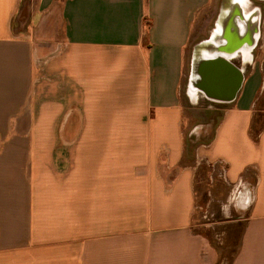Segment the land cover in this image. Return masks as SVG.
<instances>
[{
	"label": "crops",
	"instance_id": "1",
	"mask_svg": "<svg viewBox=\"0 0 264 264\" xmlns=\"http://www.w3.org/2000/svg\"><path fill=\"white\" fill-rule=\"evenodd\" d=\"M20 2L0 0V264H223L195 227L221 191L226 216L244 210L226 264H264V74L229 58L244 77L227 102L193 84L200 46L234 28L215 0H38L19 29ZM262 3L244 5L252 47Z\"/></svg>",
	"mask_w": 264,
	"mask_h": 264
},
{
	"label": "rangeland",
	"instance_id": "2",
	"mask_svg": "<svg viewBox=\"0 0 264 264\" xmlns=\"http://www.w3.org/2000/svg\"><path fill=\"white\" fill-rule=\"evenodd\" d=\"M225 0H215L212 6L211 12L215 15L222 8ZM38 0H21L18 12L14 18L13 26L18 27L19 29L26 27L28 25V16L33 11L38 9ZM23 7V8H22ZM262 12H264L263 3L260 5ZM210 9V8H209ZM26 11V12H25ZM30 11V12H29ZM210 14V11H209ZM31 20L32 26L35 28L42 27L43 23H40V19L34 16L29 17ZM215 21L214 18L211 20V25L208 30L212 27V22ZM27 24V25H26ZM41 24V25H40ZM56 28V36L55 38H60L61 36V27L57 23ZM253 54V62L249 67H256L261 69V73L264 74V48L261 45H258L252 51ZM238 58H236V61ZM240 61V60H239ZM259 103L264 106V90L262 97L259 100ZM208 112H204L203 109L199 108L196 112L192 113V120L194 121H203L206 118L216 122L220 116V110H218L215 106H211ZM206 116V117H205ZM206 137V136H205ZM194 136L191 138V157L196 156V141L194 142ZM228 195L227 191H221L217 195L214 194H204L198 200L200 214L196 219V229L202 231L205 235H207L210 240V244L215 247L219 252V257H223V264H226V261L229 260L232 255L235 253L239 238L240 232L242 228V222H230L232 219L236 218L238 214L240 215L244 210L241 208L242 203L241 200L236 202V207H233L229 211V215L226 216L221 210V203L224 200L225 196ZM241 212V213H240Z\"/></svg>",
	"mask_w": 264,
	"mask_h": 264
},
{
	"label": "water",
	"instance_id": "3",
	"mask_svg": "<svg viewBox=\"0 0 264 264\" xmlns=\"http://www.w3.org/2000/svg\"><path fill=\"white\" fill-rule=\"evenodd\" d=\"M243 39L242 45L246 43L249 47L253 46L246 41L247 39ZM229 45L232 46L231 43ZM242 45L239 44V47H233L232 49L221 47L222 52L226 55L208 56L198 65L197 75H199V78L193 84L203 91L207 98L220 102L231 101L235 98L244 75L242 69L228 58L237 50L239 51L243 47ZM240 46L242 47L240 48ZM224 79L228 80L227 85L223 82Z\"/></svg>",
	"mask_w": 264,
	"mask_h": 264
},
{
	"label": "bare ground",
	"instance_id": "4",
	"mask_svg": "<svg viewBox=\"0 0 264 264\" xmlns=\"http://www.w3.org/2000/svg\"><path fill=\"white\" fill-rule=\"evenodd\" d=\"M248 1L249 0H225L224 1V4L222 6L220 20L218 21L217 24L218 26L221 27L223 22L228 21L234 26V28H232V31H231L232 34L228 33V35L227 34L224 35L225 38L220 37V36L211 37L212 40H209V42H207V45L209 44V46H206V45L200 46L199 50L197 51V54L209 56V57L219 55V54L226 55L221 50L222 49L221 47H224L222 45L226 46V43H227L226 39H228V37H232L234 39L229 40V42H232L235 40V41H239L237 42V45L239 44L242 45L244 39H241L242 37L241 35L244 33L245 29H247V34H248V37L246 35L247 37L246 41H248V43H251L252 45L254 41L255 42L257 41L258 39L257 36L259 33L258 31L259 30V10L255 8V10H253L252 12H247L244 8V5ZM229 11L233 12L232 17L225 18L226 14ZM235 29H237L239 34H236V33L234 34ZM217 30L220 32L219 28H217ZM243 38H245V35ZM242 46H240V48L241 47L242 48L239 51L237 50L235 53L231 54L229 58L239 57V59L245 61L246 63H249L251 61L252 51L254 50L255 47H252V46L249 47V45L246 43ZM195 77L196 76L194 75L193 78L195 79Z\"/></svg>",
	"mask_w": 264,
	"mask_h": 264
},
{
	"label": "built area",
	"instance_id": "5",
	"mask_svg": "<svg viewBox=\"0 0 264 264\" xmlns=\"http://www.w3.org/2000/svg\"><path fill=\"white\" fill-rule=\"evenodd\" d=\"M254 60H253V54H252V57H251V61L249 63H252Z\"/></svg>",
	"mask_w": 264,
	"mask_h": 264
}]
</instances>
